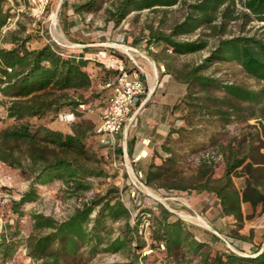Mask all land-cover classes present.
Masks as SVG:
<instances>
[{"label":"trees","instance_id":"trees-1","mask_svg":"<svg viewBox=\"0 0 264 264\" xmlns=\"http://www.w3.org/2000/svg\"><path fill=\"white\" fill-rule=\"evenodd\" d=\"M0 0V29L5 20ZM100 0H85L75 12L90 11ZM178 7L179 20L163 29L147 25L146 46L163 45L173 55L195 54L207 50V55L197 65L178 72V79L185 85L183 97L188 113L187 129L170 131L166 144L173 133L182 141L204 131V138L217 140V134L208 135V124L219 123L225 128L250 118L261 119L253 129L240 139L232 137L220 143L216 155L223 163V175L214 177L213 159L201 158L197 167L198 185L194 189L212 194L219 202L221 214L242 224V204L264 213V108L252 110V106L264 97V89L251 90L244 86L224 82L205 74L214 64L234 62L248 76L264 81V37L248 34L246 28L258 25L264 30V0H115L105 10L106 21L118 27L130 14L148 10L161 12ZM233 28L238 32L234 33ZM203 34L202 37L200 36ZM198 34L197 38H183ZM213 46L208 49L209 40ZM27 39L11 36V48L0 49V94L9 99L7 118L16 124L0 131V161L14 169H20L34 183L43 184L52 179L72 184V188L88 190L85 177L100 176L102 170L86 166L91 161L83 140L91 127L79 125L72 133L65 134L42 125H31L30 119H41L58 114L62 110H75L89 102L84 92H90L93 80L87 71L89 60L66 55L51 44L37 48L26 47ZM112 55L123 58L113 49ZM95 66L101 67L90 60ZM130 72L131 68L127 67ZM102 85L106 84L111 71L104 70ZM139 78L145 82L142 74ZM221 94V95H219ZM90 97H95L93 93ZM199 119L193 122L192 117ZM191 120V121H190ZM247 137V138H246ZM162 145L168 155L162 165L150 163L139 172L141 182L147 186L167 179L170 170L164 164L175 163L173 149ZM117 151L122 154L121 145ZM233 178H243L242 190L235 188ZM177 189L178 187L172 186ZM183 190V189H181ZM117 190H109L103 196L93 197L62 221L44 216L31 215L33 230L38 234L26 240L28 257L36 264H79L86 255L120 254L126 258L121 264H264V248L256 247L242 256L223 248L214 247L219 239L213 233L199 229L177 218L162 205L155 211L141 209L135 215L122 203ZM32 187L16 203L34 201ZM148 220L149 237L144 239L141 220ZM118 224V234L112 236V226ZM12 243L2 236L0 256L4 262L13 254ZM147 248L149 254H142ZM159 254L160 256H157Z\"/></svg>","mask_w":264,"mask_h":264},{"label":"rangeland","instance_id":"rangeland-1","mask_svg":"<svg viewBox=\"0 0 264 264\" xmlns=\"http://www.w3.org/2000/svg\"><path fill=\"white\" fill-rule=\"evenodd\" d=\"M84 1L62 0L60 3L54 2L44 17L36 19L32 17L26 0H5L3 5L5 20L0 29V49L11 48V36L27 39L26 47L29 49L51 44L58 50L74 51L75 55L81 56L83 54V52H79L81 44H95L99 42L100 37L105 40L106 36L109 37L108 46L110 49L123 57L129 48L137 49L147 58L144 60L138 56L137 60L143 65V69L150 74L149 77L155 76V86L151 92L150 82L149 84L145 83L146 95L142 101H144L143 107H146L148 111L144 114L146 119L142 124V131L144 135L154 133L157 125L162 124L165 136L161 143L155 146L149 144L151 147L148 156L143 160L133 159L132 161L125 153H119L117 151V146L120 145L119 141L114 151L101 146L94 129L100 121L101 110L107 104L109 92L102 85L105 69L103 70L101 67L100 71L90 72L93 80L92 89L90 92L83 93L84 98H87L89 103L86 106L81 105L75 110H69L75 113L73 123L63 124L59 122L57 114L41 119H30L29 122L31 125H42L65 134L72 133V129L79 125L90 126L91 131L83 140L90 157H92L86 166L100 168L102 174L85 177L83 181L87 183L89 189L78 191L75 188L71 189L72 184H65L58 179H52L43 184L34 183L20 169H14L0 161V242L4 236L6 242L13 245V254L10 259L3 262L0 256V264H36L28 257L26 248L27 238L32 234H38L37 231L33 230L31 215L42 214L55 221H62L93 197L103 196L107 191L114 189L117 190V193L112 195H117L132 215L141 209L155 211L158 205H162L177 218L199 229V235L202 231L213 233L215 236L218 234L228 242H236L239 245L245 244V251L253 250V238L260 234L264 236V213H260V208L253 210L250 205L242 204L244 215L242 224L239 225L230 218L231 222L227 220V229L223 233H217L212 228L207 216L208 212L212 214V211L220 210L219 202L212 194L196 190L194 187L198 185L197 167L200 159H213L215 163L213 175L215 178L221 177L224 167L221 158L216 155L219 144H226L227 140L232 137L240 139L244 135L253 134L256 131L253 126H256L258 130V121L261 119L250 118L245 122L233 123L225 128H222L217 122L211 124L205 121L202 123L210 125L208 126V135L217 134V140L211 141L210 138H204V131L202 130L191 135L187 142L182 141L176 133H173L170 136V141L166 144L165 139L170 131L181 128L187 129L185 116L189 110L183 103L186 89L185 85L178 79V72L186 71L200 63L203 57L207 55V50L195 54L173 55L163 45L147 48L148 31L146 26L153 25L155 28L158 21L162 19L164 22L163 29H166L180 19L182 13L178 7L168 10L166 14L151 13L148 10L140 13L134 12L115 28L106 21L105 14V10L115 0H100L96 7L90 11L75 12V8ZM53 15L55 19L57 18L56 25H54ZM8 19L11 21L8 22ZM73 21L76 23L74 24ZM52 28L59 30L64 40L55 37ZM233 32L237 33V28H233ZM104 33L106 36L103 35ZM245 33L264 37V30L258 29V25L247 27ZM202 35L201 33L200 36L202 37ZM198 36L195 34L183 38L194 39ZM213 43V40H209L208 49L213 46ZM105 47L90 46L88 49H91L92 54H95ZM205 74L213 75L224 82L235 83L251 90L264 89V81L248 76L234 62L214 64ZM110 78H112V73ZM91 93L95 97L91 98ZM8 101L7 97L0 94V131L16 124L14 120L8 119L6 116ZM261 108H264V97H261L259 102L252 106V110L256 111L257 114ZM61 112H67V110ZM191 119L196 122L199 117L195 116ZM146 121L154 123L148 124ZM139 127L134 119L127 129L126 138L134 135ZM137 138L140 139L141 136L139 135ZM163 144L175 152V163L164 164L163 166L165 170H170L172 175L153 185L147 186L143 183V186H140L136 181L139 171L146 168L150 163L162 165L167 159L168 155L162 148ZM260 153L264 154V149H261ZM145 155L146 153L141 154L143 157ZM233 183L236 189L242 190L244 179L233 178ZM134 184L137 185V188ZM171 185L178 188L173 189ZM31 187L36 194L35 200L16 206L22 195ZM192 197L196 199L197 206L191 205ZM186 215L193 218L189 219L185 217ZM197 217H200L208 227H204L196 221L195 218ZM140 229L139 234L147 239L149 228L146 216L141 220ZM117 234L118 224H115L112 226L111 235L114 237ZM258 245L261 248L264 247V241ZM214 247L228 249L220 239ZM149 253L147 248L142 251L143 255ZM156 255L160 256L159 254ZM124 262H126V258L120 254H98L93 258L84 255L79 264H121Z\"/></svg>","mask_w":264,"mask_h":264},{"label":"built area","instance_id":"built-area-1","mask_svg":"<svg viewBox=\"0 0 264 264\" xmlns=\"http://www.w3.org/2000/svg\"><path fill=\"white\" fill-rule=\"evenodd\" d=\"M26 2L32 17L41 19L54 2L60 3L62 0H26ZM10 21L11 19H8V22ZM105 48L89 57L103 69L112 72V78L106 84V87L110 88L108 101L100 112V121L94 129V133L101 146L114 151L119 141L118 137L126 138L127 129L134 120V108L136 105L144 104L142 100L146 95V87L145 82L139 78V74H143L144 69L137 58L138 56L144 60L147 58L137 49L131 48L125 53V59L119 58L109 53ZM127 62L132 66L130 72L127 70ZM57 118L63 124H71L75 121V113L73 111L59 112ZM141 178V173H138L136 181L140 186H143ZM134 186L137 188V185L134 184ZM216 236L231 252L242 256L248 255L244 249L245 244L231 243L218 234Z\"/></svg>","mask_w":264,"mask_h":264},{"label":"crops","instance_id":"crops-1","mask_svg":"<svg viewBox=\"0 0 264 264\" xmlns=\"http://www.w3.org/2000/svg\"><path fill=\"white\" fill-rule=\"evenodd\" d=\"M73 22H74V24L76 23V21H73ZM103 35L106 36V33H104ZM98 40H99V42H97L95 44H81L80 45L81 49L79 50V52H83V54H82L83 59L89 60L88 66H87V71H88L89 74H90V72H96V70L100 71L101 67L95 66L94 63L90 62L89 57L91 55H93V54L91 52V49H88V48H90V46H106V48L110 49V47L108 46V40H109L108 36L105 37V40H102L101 37ZM59 51L63 52L66 55H73V56H76V57H81V55H75L74 51H69V50L65 51V50H61V49H59ZM126 64L128 65V67H130V68L132 67L130 65V63H128V62ZM103 73H105V71H103ZM142 75L145 78V83L149 84V76L148 75H150V74L147 73V71L144 69V73ZM152 90L153 89L150 88V92ZM147 111H148V109H146V107H143V104L135 107L134 108V112H135L134 119H135L136 123H138V125L140 127L134 133V135H132L130 138H128V139L125 138L124 139L122 136H120V138H119V143L121 145L122 152L125 153L127 156H129L132 159V161H133V159L143 160L144 158H146L148 156V152L150 150L149 148L151 146H155L158 143H161L163 141V139H164V136H165V133L163 132L164 126L162 124L157 125L158 127L155 128V132L154 133H148V134H145V135L143 134V131H142V126L143 125L142 124H143V122H145L144 119H146V118H145L144 114ZM146 122L148 124L154 123L152 121H146ZM139 135L141 136L140 139L137 138V136H139ZM97 139H98V137H97ZM140 152H142V155H144V153L146 152L147 156L144 157V158L139 159L138 155H139ZM191 205L197 206L196 199H194L193 197L191 198ZM207 217H208V219H210L209 222L212 225V228L217 233H223L227 229V224H228L227 220H229V222H231L230 221L231 217H226V216L222 215L220 210L219 211L218 210H214V211H212V214H210L208 212V216ZM258 238H259V241H258ZM261 241H264V236H261V234L260 235H256L253 238V250L250 249V250H247V251L249 253L254 251L256 249V247L260 246L258 244ZM262 248H264V247H262ZM262 248L260 247V249H262Z\"/></svg>","mask_w":264,"mask_h":264},{"label":"bare ground","instance_id":"bare-ground-1","mask_svg":"<svg viewBox=\"0 0 264 264\" xmlns=\"http://www.w3.org/2000/svg\"><path fill=\"white\" fill-rule=\"evenodd\" d=\"M52 18H53V21H55L54 22V25H56V19H55V16L53 15L52 16ZM52 32H53V34H54V36L55 37H57V38H59V39H63L64 40V37H63V35H62V33L59 31V30H56L55 28H52ZM124 48V47H123ZM150 68L154 71V68L150 65ZM149 76V75H148ZM149 82H150V87H151V89H153L154 88V86H155V76H152V77H149ZM143 152V151H142ZM142 152H140L139 153V155H138V157H139V159H141V158H144V157H146L147 156V153H146V155L143 157V156H141V154H142ZM185 217H187V218H189V219H192L193 217H191V216H189V215H186ZM196 219V221H198L201 225H203L204 227H208L207 226V224L200 218V217H197V218H195Z\"/></svg>","mask_w":264,"mask_h":264}]
</instances>
